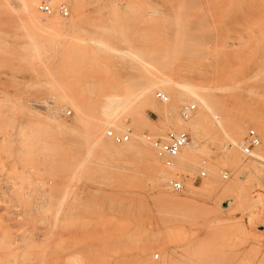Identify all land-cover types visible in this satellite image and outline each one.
I'll list each match as a JSON object with an SVG mask.
<instances>
[{
  "label": "rangeland",
  "instance_id": "374dc122",
  "mask_svg": "<svg viewBox=\"0 0 264 264\" xmlns=\"http://www.w3.org/2000/svg\"><path fill=\"white\" fill-rule=\"evenodd\" d=\"M0 1V264H264L263 137L254 128L259 156L244 158L225 133L264 122V0H84L55 30L24 0ZM72 2L54 16L68 22ZM168 79L186 87L167 104L154 97L168 114L148 106L144 118L134 97L111 114L108 93ZM186 103L196 110L183 120ZM194 120L213 142L173 193L132 134ZM102 126L130 140L100 141Z\"/></svg>",
  "mask_w": 264,
  "mask_h": 264
},
{
  "label": "bare ground",
  "instance_id": "6f19581e",
  "mask_svg": "<svg viewBox=\"0 0 264 264\" xmlns=\"http://www.w3.org/2000/svg\"><path fill=\"white\" fill-rule=\"evenodd\" d=\"M38 1L39 0H24V3L22 4V7L27 10V12L30 14V16H31L32 19H37L39 21H43V19L39 16V12H38V10L36 8V4H37ZM71 2H72V11H73L72 17L68 20V22L61 21L60 19H58L54 15L53 16H50V17H47V20L46 21H48L49 23H51L53 25V27H51V26H50L51 28L49 27L50 29L53 28V30H55V27H57V25L59 27H60V25L70 26L71 25L70 23L75 22L76 19H78V18L81 17V11H82L81 9H82V5L84 3V0H71L70 1V14H71ZM120 27H121V25H120ZM119 40H120V38H119ZM124 41L129 46V48L126 50V53L128 52L127 54H132L131 52H134L135 47H137V46H135L136 42H134L133 40H130V39L129 40H124ZM0 51H1V48H0ZM0 54H2V53L0 52ZM1 57H2V55H1ZM3 60H4V58H3ZM160 82L159 83L158 82L157 83L155 82V83H151V84H149V83L144 84V81H143V84L141 85V87H126L125 89L123 88L122 91H118V90L115 89L114 91L108 93L105 96L107 105H109V108H112V107L116 108L115 110L112 111L111 114L114 116V115H116L120 111L121 108H126V107L128 108L131 105L130 103H131V99L133 97L135 98V101L134 102H137L138 108L142 109L141 111H142L143 115H141L142 113L140 115L143 116V117L145 116L144 118H148V117H146L147 116L146 111L148 109L147 108L148 106H151V108H150L151 110H154L155 109V112H157V113L168 114L169 112H171L170 111L171 109L169 110L168 106H162V105L158 104L159 102H157V100L154 98V92L156 90H162L164 92H167L168 94H171L172 96L173 95L174 96L176 95L178 97H181V95H183L185 93L184 89H186V87H182L183 84H178V83L175 84L170 79L165 80L164 82H162V81H160ZM172 89H174L176 91L174 94L171 93V90ZM167 103H169V101L168 102H165L163 104H167ZM200 106H201V108L203 107L204 109H208V110L211 109L210 108V105L205 100H203V101L200 100ZM204 123H206V122L204 121ZM247 125L248 126L252 125L253 128H255L256 130H258L260 132V134L262 135L263 142H264V122L263 121H257V122H255V121L254 122H239V121H236L233 124V126H231L228 129L227 132H225L227 135L231 136V138H230L232 140L231 145L233 147H236V148L238 147L239 148V146H240V144L242 142L241 141V137H242V135L244 133V130H245V127ZM202 126H203L202 125V121H200V120L199 121H197V120L195 121L194 120V121H190L189 123H186V124L182 123V124H180L179 126L176 127V129H186V130L190 131V133H191V139L187 143V145L183 148V150L181 151L180 155L176 158V161H175L174 165L170 168L171 171H174V172L175 171H177V172L182 171L184 173L185 172H195L197 169H199L198 167H200L202 165L201 162L199 161V155L201 153L200 146H202L203 144H205V142H209V141H211L213 139L212 138L213 137L212 135H210V134L209 135H206V133L205 134L203 133V132H205L204 130L209 129V126L208 125H206V126L204 125V127H206L205 129ZM135 128H137V125H136ZM202 128H203V130H202ZM105 129H106L105 126L104 127L103 126L102 127H99V131L97 133V138H98V140L103 141V142L105 141V143H106L108 141V139L105 137ZM140 130H141V128H140ZM222 130H223V128H222ZM206 131L209 132V130H206ZM223 132H224V130H223ZM209 133H211V132H209ZM140 134H143V133H141V131H139V129H138V132L136 131L132 135H133V138L136 139V136H139ZM141 137L137 138L138 140L141 141V148L143 147L144 150L147 149L149 151L150 150L152 151L153 149L151 148V145L150 146L147 145V143L144 140H143L144 141L143 142L140 139ZM142 139H143V137H142ZM211 142H213V140ZM123 145H125V144H123ZM123 145H121V147ZM212 145H213V143H212ZM112 147H113V144H112ZM114 148H116V146H114ZM263 149H264V147H263ZM151 153L152 154L149 155L150 157L148 156L146 158L147 159H150L151 166L153 167V169L155 171L154 179H156L159 182L160 181L167 180V178L169 177V175H167V172L165 171V169L161 167L160 161L156 157V155L154 154V152H151ZM261 155L263 156V154H261ZM254 156L258 157L259 155H256L255 154ZM260 156L258 158L264 160L263 159L264 156L262 158ZM252 165H253V167H252ZM255 165H256V163L254 164V162H253V164H251L250 166L252 167L253 170L256 171L257 167ZM153 169H151V171ZM260 170L262 171V169H259V171ZM154 171H153V173H154ZM243 172H244V170H243ZM257 172H258V169H257ZM187 188H188L187 189V193H188V195L190 197H194L196 194L199 193V190H197L196 188H194L192 186L187 187ZM209 188H211L210 185H205L204 190H207V189L209 190ZM163 198H162V200H163ZM165 198L166 199L167 198L174 199V198H176V196L170 195V194H167V195L165 194ZM159 202H161V201L159 200Z\"/></svg>",
  "mask_w": 264,
  "mask_h": 264
},
{
  "label": "built area",
  "instance_id": "2783aa9c",
  "mask_svg": "<svg viewBox=\"0 0 264 264\" xmlns=\"http://www.w3.org/2000/svg\"><path fill=\"white\" fill-rule=\"evenodd\" d=\"M70 1L71 0H39L36 4V8L43 17L58 15L62 18H66L70 15ZM154 97L162 103L169 101V96L162 90H156L154 92ZM195 110V103L182 104L179 109V115L183 120H187L194 114ZM105 137L115 144H122L130 140V130L118 132L108 128L105 130ZM142 137L150 143L156 157L162 162L166 169H170L174 165L176 158L190 141V134L185 129H170L166 131L164 135L157 137H152L148 133H143ZM228 145L231 146V144ZM259 145V134L254 128H249L239 149L244 158H251L254 157V150ZM223 148H227V144L224 145ZM221 173L224 179L229 176V172L226 169L221 171ZM204 177H206V169L202 168L196 178L203 179ZM165 186L173 193L183 192L185 185L182 174L172 172L165 181ZM157 257L158 255L154 256V258Z\"/></svg>",
  "mask_w": 264,
  "mask_h": 264
}]
</instances>
